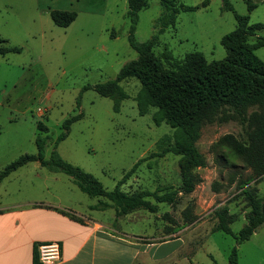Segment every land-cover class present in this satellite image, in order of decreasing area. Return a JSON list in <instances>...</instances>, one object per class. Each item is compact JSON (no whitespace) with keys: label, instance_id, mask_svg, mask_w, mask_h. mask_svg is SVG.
Segmentation results:
<instances>
[{"label":"rangeland","instance_id":"obj_1","mask_svg":"<svg viewBox=\"0 0 264 264\" xmlns=\"http://www.w3.org/2000/svg\"><path fill=\"white\" fill-rule=\"evenodd\" d=\"M162 1L148 0V8L139 13L138 42L158 35L155 53L160 57L168 51L179 60L194 52L202 53L208 61L226 58L221 39L237 24L235 13L223 8V0H210L205 9L181 11L175 25L161 32L157 21L163 14ZM176 1L197 7L205 0ZM229 2L237 14L249 16L250 24H264V0H253L256 8L251 12L245 0ZM52 11L75 12L77 18L62 28L53 22ZM127 12V0H0V37L9 46L22 49L0 55V172L23 155L37 154L39 123L46 125L44 135L52 139L45 148L48 159L64 120L83 113L59 144L58 153L111 191L138 161L158 151V142L165 135L173 134L174 128L162 119L159 109L149 107L145 114L140 112L137 97L142 85L138 80L121 83L128 99L121 101L119 111H115L113 99L87 89L116 79L125 64L137 59L128 41ZM260 35L264 36V30ZM254 41L252 38L251 43ZM256 54L264 61V47ZM226 135L246 139L235 120L202 129L195 146L206 165L192 168L201 182L191 194L180 193L175 204H160L158 213L138 211L116 218L113 209L93 211L90 208L98 203L97 198L81 192L65 174L50 172L38 162L18 169L2 182L0 208L36 198L52 199L53 193L61 195L80 213L109 228H119L127 240L158 244L146 253L143 247L138 248L136 264H229L235 246L238 264H264V225L250 240L236 244L235 237L246 225L249 211L238 181L250 170L231 149L218 145ZM183 164L184 158L174 154L146 161L122 189L179 190ZM53 178L62 181L55 184ZM251 184L264 198V176ZM223 206L237 216L231 226L234 235L212 233L216 223L213 212ZM133 252L134 248L129 256Z\"/></svg>","mask_w":264,"mask_h":264},{"label":"trees","instance_id":"obj_2","mask_svg":"<svg viewBox=\"0 0 264 264\" xmlns=\"http://www.w3.org/2000/svg\"><path fill=\"white\" fill-rule=\"evenodd\" d=\"M127 2V18L130 21L128 41L138 57L125 64L116 79L87 89H93L100 96L113 99L114 109L119 111L121 101L128 99L121 83L130 79L138 80L142 85L141 93L137 97L140 112L145 114L149 107L159 109L162 119L174 128L173 134L165 135L158 142V151L138 161L125 173L117 187L110 191L92 174L67 162L58 153L59 144L69 136L71 126L84 117L83 113L64 120L62 132L55 140L54 149L48 159L45 158V148L52 139L44 135L48 132L46 125L39 123L37 154L23 155L5 167L0 172V185L18 169L31 162H38L50 172L65 174L81 192L90 198H97L98 203L90 208L93 211L113 209L116 218L138 211L158 213L160 204H175L180 193L191 194L201 182L192 172V168L206 165L204 156L195 146L202 129L209 124L235 120L242 126L246 139L241 141L233 135H226L219 140L218 145L231 149L250 170L249 174L240 177L238 181L246 208L249 209L246 213V225L235 237L236 244L240 245L250 240L264 225V198L259 196L257 187L251 184L257 183L264 176V61L256 54L258 49L264 47V36L260 35L264 24H250L249 16L237 14L229 0H223V8L235 13L237 24L233 32L221 39V45L227 52L225 59L208 61L202 53L194 52L179 60L168 51L160 57L155 53L158 35L142 43L135 38L139 13L148 8V0ZM209 2L210 0H205L200 6L188 7L179 5L176 0H163V14L157 21L160 31L174 26L181 11L205 9ZM245 2L250 12L256 8L253 0ZM51 18L57 26L67 28L75 21L77 14L70 11H52ZM112 35L116 36L115 30ZM252 38L255 39L254 43H251ZM21 51L19 47L9 46L8 41L0 37V55ZM77 104L80 107L79 100ZM168 154L184 158L181 168L182 187L179 190L127 192L122 189L142 163L154 158H164ZM60 212L73 220L81 221L73 213L63 210ZM213 215L216 223L212 233L234 235L231 226L237 221V216L230 213L227 206L216 208ZM39 245L35 247L33 264H41ZM229 264H238L236 246L229 256Z\"/></svg>","mask_w":264,"mask_h":264},{"label":"crops","instance_id":"obj_3","mask_svg":"<svg viewBox=\"0 0 264 264\" xmlns=\"http://www.w3.org/2000/svg\"><path fill=\"white\" fill-rule=\"evenodd\" d=\"M61 181V178L51 179L55 184ZM46 188L50 191V187ZM51 196L52 199L36 198L0 208V264H33L36 245L46 242L60 243L59 264H124L132 248L134 252L126 264H136L140 255L138 248L143 247L146 253L147 248L158 245L127 240L116 226L109 228L80 213L61 195ZM60 210L73 213L81 221L71 219Z\"/></svg>","mask_w":264,"mask_h":264},{"label":"built area","instance_id":"obj_4","mask_svg":"<svg viewBox=\"0 0 264 264\" xmlns=\"http://www.w3.org/2000/svg\"><path fill=\"white\" fill-rule=\"evenodd\" d=\"M39 113L43 111L39 109ZM39 260L41 264H59L61 261V245L59 242H46L38 246Z\"/></svg>","mask_w":264,"mask_h":264}]
</instances>
